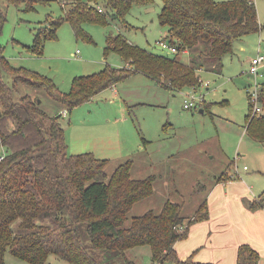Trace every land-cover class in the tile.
Here are the masks:
<instances>
[{"label":"trees","instance_id":"trees-1","mask_svg":"<svg viewBox=\"0 0 264 264\" xmlns=\"http://www.w3.org/2000/svg\"><path fill=\"white\" fill-rule=\"evenodd\" d=\"M8 1L32 8L47 0ZM58 1L63 13L37 29L28 47L34 54H42L44 42L56 37L63 22L70 24L76 37L88 38L85 23H107L111 17L125 24L133 5L152 2ZM161 2L159 24L177 53L155 54L121 33L108 35L104 55L116 53L123 66L106 64L99 72L75 77L68 92L44 75L11 66L0 54V264L7 252L29 264H46L50 255L71 264H136L127 253L140 246L149 247L151 264H212L180 259L174 248L176 241L187 237L191 225L208 219L205 199L191 217L183 214L181 203L167 199L159 212L149 210L129 218L133 205L153 194L155 176L133 177L131 160L108 175L106 159L90 152L70 155L66 150L63 113L136 73L170 92L197 89L199 70L219 72L234 42L261 28L253 0ZM184 52L189 63L178 57ZM4 73L10 76V85ZM21 86L44 89L59 106L58 114L46 113L35 96L19 94ZM251 94L244 129L249 138L264 143V80L257 86L258 113ZM258 259L250 245L238 247L236 264H258Z\"/></svg>","mask_w":264,"mask_h":264},{"label":"rangeland","instance_id":"rangeland-1","mask_svg":"<svg viewBox=\"0 0 264 264\" xmlns=\"http://www.w3.org/2000/svg\"><path fill=\"white\" fill-rule=\"evenodd\" d=\"M253 1L260 30L234 42L232 52L223 57L219 72L199 70L201 85L195 93L184 89L171 94L145 76L135 75L63 113L61 123L68 154L90 152L106 159L108 175L117 165L131 160L133 177L155 176L153 194L135 203L129 218L149 210L159 212L167 199L181 203L184 215L192 213L204 199V189L200 188L209 186L215 171L218 176L229 159H235L232 173L235 169L240 174L256 169L250 149L259 145L244 130L247 95L264 80V61L257 75L249 72L250 61L264 56V0ZM161 7V0L133 5L125 24L111 17L107 23H85L88 38L76 37L70 24L63 22L56 37L47 39L42 54L37 55L28 47L33 45L37 29L62 15L61 3L47 0L28 8L23 2L0 0V54L11 66L44 75L59 90L68 92L75 77L99 72L106 64L123 66L116 53L104 55L108 35L121 33L149 52L165 53L159 46L166 37L158 20ZM178 57L189 63L188 54L180 53ZM4 79L11 84L7 73ZM18 93L35 96L48 114L59 112V106L42 88L21 86ZM186 94L197 97L195 108H183ZM201 103H205L204 108ZM172 154L174 157L167 158ZM257 160L262 167V160ZM259 177L264 180V175ZM261 192L263 201L264 187ZM127 256L136 264H151L148 246L135 247ZM4 264L29 263L7 252ZM46 264L71 263L50 255Z\"/></svg>","mask_w":264,"mask_h":264},{"label":"crops","instance_id":"crops-1","mask_svg":"<svg viewBox=\"0 0 264 264\" xmlns=\"http://www.w3.org/2000/svg\"><path fill=\"white\" fill-rule=\"evenodd\" d=\"M164 34L166 35L165 29ZM135 75L142 74L136 73L130 77ZM254 142L259 147L250 149L257 165L253 172L240 174L235 169L232 173L235 159H229L218 176L215 171L209 186H202L209 216L208 219L191 225L187 237L176 241L174 248L180 259L191 257L201 263L236 264L238 247L248 244L258 252V264H264V200L260 198L264 180L259 177L264 175V143ZM175 154L167 158L171 159ZM257 159L262 160V167L258 165ZM244 170L247 171L248 168L244 166ZM220 176L221 180H218ZM194 211L185 216L191 217Z\"/></svg>","mask_w":264,"mask_h":264},{"label":"built area","instance_id":"built-area-1","mask_svg":"<svg viewBox=\"0 0 264 264\" xmlns=\"http://www.w3.org/2000/svg\"><path fill=\"white\" fill-rule=\"evenodd\" d=\"M99 11H101V8H99ZM159 46L161 47V49L165 50L167 53L170 54H175L177 53V49L176 46L171 45L167 40H161L159 41ZM264 61V56L260 55L257 56L256 58L252 59L250 61V69L249 72L257 75L258 74V67L259 65L262 64V62ZM190 90V92H196V90L194 89H188ZM252 97L250 99L251 102L255 103L254 104V112H260V108L259 105H257V88L256 90L251 94ZM197 97L195 95H188L186 94L184 96V102H183V108L185 109H191V108H195L196 104H197Z\"/></svg>","mask_w":264,"mask_h":264},{"label":"water","instance_id":"water-1","mask_svg":"<svg viewBox=\"0 0 264 264\" xmlns=\"http://www.w3.org/2000/svg\"><path fill=\"white\" fill-rule=\"evenodd\" d=\"M200 111H202V110H200Z\"/></svg>","mask_w":264,"mask_h":264}]
</instances>
